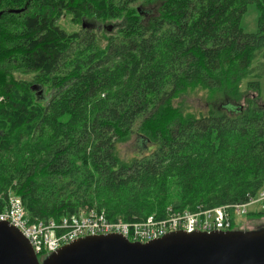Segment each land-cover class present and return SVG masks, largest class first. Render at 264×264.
Masks as SVG:
<instances>
[{"label": "trees", "instance_id": "trees-1", "mask_svg": "<svg viewBox=\"0 0 264 264\" xmlns=\"http://www.w3.org/2000/svg\"><path fill=\"white\" fill-rule=\"evenodd\" d=\"M249 4L254 32L241 28ZM0 12V211L12 191L30 222L91 208L129 221L259 191L264 0H0ZM193 92L206 108L186 104ZM132 135L148 150L122 161Z\"/></svg>", "mask_w": 264, "mask_h": 264}, {"label": "water", "instance_id": "water-1", "mask_svg": "<svg viewBox=\"0 0 264 264\" xmlns=\"http://www.w3.org/2000/svg\"><path fill=\"white\" fill-rule=\"evenodd\" d=\"M0 264H264V226L176 231L146 243L130 242L119 234L89 235L39 260L18 229L0 222Z\"/></svg>", "mask_w": 264, "mask_h": 264}, {"label": "built area", "instance_id": "built-area-1", "mask_svg": "<svg viewBox=\"0 0 264 264\" xmlns=\"http://www.w3.org/2000/svg\"><path fill=\"white\" fill-rule=\"evenodd\" d=\"M251 211L264 213V182L256 194L240 202L213 208L197 205L194 209L182 210L170 204L165 208L164 217L150 214L129 221L119 217L109 219L103 212L91 208L59 221L30 222L25 217L19 196L8 191L6 206L0 211V222H7L18 229L36 256L42 260L61 246L89 235L119 234L130 242L146 243L176 231L191 233L231 230L244 225L243 217Z\"/></svg>", "mask_w": 264, "mask_h": 264}, {"label": "rangeland", "instance_id": "rangeland-1", "mask_svg": "<svg viewBox=\"0 0 264 264\" xmlns=\"http://www.w3.org/2000/svg\"><path fill=\"white\" fill-rule=\"evenodd\" d=\"M258 12L253 4H249L247 6V10L244 13L241 19V28L245 32H254L256 29V21H257ZM60 26L66 31H75L78 28L75 25L70 24L68 18L59 21ZM39 90L38 88H36ZM202 94L199 92L190 93L187 97L186 104L192 106L194 110L204 109L207 107V103L204 98L201 96ZM39 96L48 97V94L43 92V90L39 91ZM138 136L132 135L129 140L124 143H120L116 147V151L118 152V156L122 161H130L135 156L145 153L141 147L145 145L140 141H138ZM148 150V147H146ZM243 219H247V217H243ZM264 224V218L259 220H246L244 221V225L240 227L241 230H252L256 229ZM10 225V224H9ZM38 258V257H37ZM39 259V258H38Z\"/></svg>", "mask_w": 264, "mask_h": 264}, {"label": "flooded vegetation", "instance_id": "flooded-vegetation-1", "mask_svg": "<svg viewBox=\"0 0 264 264\" xmlns=\"http://www.w3.org/2000/svg\"><path fill=\"white\" fill-rule=\"evenodd\" d=\"M109 27H104V29L106 30V31H108V32H110L111 31V29L109 28Z\"/></svg>", "mask_w": 264, "mask_h": 264}]
</instances>
